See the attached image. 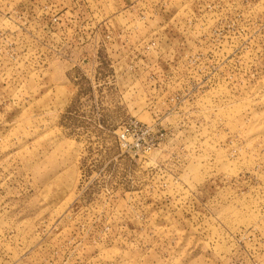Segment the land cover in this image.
<instances>
[{
    "label": "rangeland",
    "instance_id": "374dc122",
    "mask_svg": "<svg viewBox=\"0 0 264 264\" xmlns=\"http://www.w3.org/2000/svg\"><path fill=\"white\" fill-rule=\"evenodd\" d=\"M0 264H264V0H0Z\"/></svg>",
    "mask_w": 264,
    "mask_h": 264
}]
</instances>
